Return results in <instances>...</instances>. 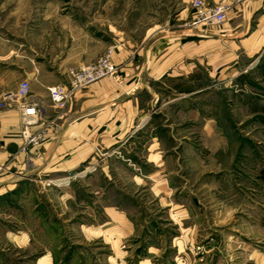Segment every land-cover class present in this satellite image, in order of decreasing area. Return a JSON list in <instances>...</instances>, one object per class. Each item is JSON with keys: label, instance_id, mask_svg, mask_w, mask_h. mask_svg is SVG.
<instances>
[{"label": "rangeland", "instance_id": "rangeland-1", "mask_svg": "<svg viewBox=\"0 0 264 264\" xmlns=\"http://www.w3.org/2000/svg\"><path fill=\"white\" fill-rule=\"evenodd\" d=\"M190 1L0 0V95L70 27L111 59L116 43L165 30V75L143 100L150 120L115 146L91 142L100 162L72 180L33 158L42 132L25 144L0 109V264H264V0H251L246 18L236 12L248 0H205L231 6L206 28L190 24ZM228 25L256 29L252 49L211 37ZM192 34L197 47L178 60L168 40ZM187 89L197 108L181 105ZM16 135L23 144L5 155Z\"/></svg>", "mask_w": 264, "mask_h": 264}, {"label": "crops", "instance_id": "crops-1", "mask_svg": "<svg viewBox=\"0 0 264 264\" xmlns=\"http://www.w3.org/2000/svg\"><path fill=\"white\" fill-rule=\"evenodd\" d=\"M250 1L243 2L236 13L246 18L247 6L252 5ZM238 27L223 26V30L219 31L220 34L210 35L222 40L227 37L232 43L237 39L240 47H244L243 44H251L250 49H252V45L256 42L251 38L256 29L247 30L244 27L236 31ZM159 30L158 25L147 28L136 44L128 41L116 43L112 60L119 66L117 75L103 78L76 91L65 109L60 111L52 106L47 87L67 86L68 80L65 74L67 68L96 61L104 51L105 43L93 40L81 28L70 27L69 32L65 31V36L53 41L54 55L48 57L46 62L40 61L33 66L19 70V77L29 81V100L39 107L35 125L30 128V131L31 133L42 132L43 142L40 148L33 152V158L42 161L45 168H48V172L51 174L64 173V178L67 180L86 173L96 162L94 160L99 159H96V155L93 154L91 142H101L104 146L107 143L108 147L115 146L123 139V136L130 135L127 131L131 124L134 122L147 123L150 120L149 103L143 100L145 96H153L149 82H155L165 75V30ZM188 36L181 38L178 35L168 40L169 43L173 41L171 43L177 46L178 60L184 56L187 48L197 47L196 38L200 36L196 34ZM243 51L248 53L251 50L244 48ZM194 55L200 54L194 53ZM194 94L195 91L192 89L184 91L181 97L183 101L180 102L184 108H197L198 98ZM152 100L150 99L151 102ZM1 110L4 112L3 117H13L12 120L4 119L5 125L10 123L12 127L10 131L19 134L21 130L19 108L13 105ZM143 133L147 135L148 132ZM20 136L16 135L17 139L11 140L14 144L11 149L5 148V155L20 148L21 143L23 144ZM152 146L146 155L151 161L156 158L151 151ZM20 153L19 157L23 162L24 171L31 165L28 164L30 162L27 154ZM101 169L104 171L103 167ZM8 185L9 182L0 184V195L6 192V188L9 189ZM14 186L15 184L10 187Z\"/></svg>", "mask_w": 264, "mask_h": 264}, {"label": "built area", "instance_id": "built-area-1", "mask_svg": "<svg viewBox=\"0 0 264 264\" xmlns=\"http://www.w3.org/2000/svg\"><path fill=\"white\" fill-rule=\"evenodd\" d=\"M190 24L206 28L208 25L221 24L225 21L231 6L226 2L209 4L205 0H191ZM119 67L111 59V51L106 50L96 61L78 67L67 68L65 74L68 84L47 87V93L52 106L56 110L65 109L73 94L90 84L106 77L117 75ZM29 81L21 80L11 91L0 95V109L16 105L20 110L21 132L25 144L35 142L39 134H31L30 128L35 125L39 114L38 105L29 100Z\"/></svg>", "mask_w": 264, "mask_h": 264}, {"label": "bare ground", "instance_id": "bare-ground-1", "mask_svg": "<svg viewBox=\"0 0 264 264\" xmlns=\"http://www.w3.org/2000/svg\"><path fill=\"white\" fill-rule=\"evenodd\" d=\"M64 179L66 180V178H64ZM64 179H56L55 182H56V181H61V180H64Z\"/></svg>", "mask_w": 264, "mask_h": 264}]
</instances>
